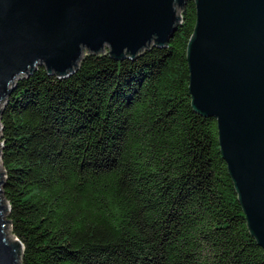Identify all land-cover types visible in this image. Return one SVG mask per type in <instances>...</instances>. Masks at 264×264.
Segmentation results:
<instances>
[{
	"label": "trees",
	"instance_id": "1",
	"mask_svg": "<svg viewBox=\"0 0 264 264\" xmlns=\"http://www.w3.org/2000/svg\"><path fill=\"white\" fill-rule=\"evenodd\" d=\"M181 15L167 48L16 82L0 155L21 264H264L217 122L191 107L193 0Z\"/></svg>",
	"mask_w": 264,
	"mask_h": 264
},
{
	"label": "water",
	"instance_id": "2",
	"mask_svg": "<svg viewBox=\"0 0 264 264\" xmlns=\"http://www.w3.org/2000/svg\"><path fill=\"white\" fill-rule=\"evenodd\" d=\"M193 1L196 21L186 48L191 107L216 120L246 227L264 252V0ZM186 2L0 0V115L16 82L37 67L66 78L84 49L96 55L107 46L122 60L167 48ZM4 181L0 171V264H18L20 243H8L4 233L10 224Z\"/></svg>",
	"mask_w": 264,
	"mask_h": 264
},
{
	"label": "rangeland",
	"instance_id": "3",
	"mask_svg": "<svg viewBox=\"0 0 264 264\" xmlns=\"http://www.w3.org/2000/svg\"><path fill=\"white\" fill-rule=\"evenodd\" d=\"M175 10H176V12H177V14H180L181 13V8H179V7H175ZM109 50H108V47L107 46H105L104 47V49L103 50H101V54H104V53H106V52H108ZM85 54H88V51H86L85 49H84V51H83V55L82 56H84ZM100 54V53H99ZM3 105H4V101L1 103V105H0V109L1 108H3ZM0 135H1V124H0ZM0 150H1V141H0ZM0 171L1 172H4L3 171V169H2V165H1V155H0ZM4 199V198H3ZM2 201H4V200H2ZM5 202V205H6V208H7V211H5L4 212V217L6 218L7 217V213H8V211H9V207H8V204L6 203V201H4ZM4 233H5V235H6V239H7V242L8 243H13V241H16V242H18L17 241V239H15L13 236H12V234H11V231H10V226H9V224H7L6 225V229H5V231H4ZM20 245V244H19ZM21 253H22V246L20 245V247H19V258H18V264H21Z\"/></svg>",
	"mask_w": 264,
	"mask_h": 264
}]
</instances>
